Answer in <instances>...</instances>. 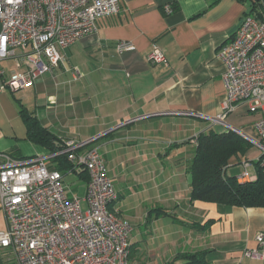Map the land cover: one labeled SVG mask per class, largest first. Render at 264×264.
<instances>
[{"label": "crops", "instance_id": "0c3cea01", "mask_svg": "<svg viewBox=\"0 0 264 264\" xmlns=\"http://www.w3.org/2000/svg\"><path fill=\"white\" fill-rule=\"evenodd\" d=\"M247 12L239 0H121L118 15L98 20L96 33L63 50L64 64L53 74L0 95V155L18 161L51 155L28 139L25 109L66 146L92 142L80 153L96 148L102 154L115 208L133 228L132 263L169 264L181 254L205 252L210 264H264L244 257L258 248L264 207L191 199L190 166L201 135L229 126L255 136L257 116L246 105L225 125L215 121L226 97L218 52ZM121 41L135 49L119 54ZM153 45L164 52V63L149 62ZM259 157L254 146L231 160L227 175L239 177L249 162V175L256 176ZM63 175L70 195H86L87 181ZM7 228L0 200V232ZM0 264H18L12 249L0 248Z\"/></svg>", "mask_w": 264, "mask_h": 264}, {"label": "built area", "instance_id": "2783aa9c", "mask_svg": "<svg viewBox=\"0 0 264 264\" xmlns=\"http://www.w3.org/2000/svg\"><path fill=\"white\" fill-rule=\"evenodd\" d=\"M121 0H0V95L33 87L64 64L63 50L97 32L100 19L120 12ZM171 14V6H165ZM260 13V15H259ZM245 15L236 35L222 46L224 65V124L240 105L257 116L255 136L228 127L259 149L264 174V10ZM132 42L116 45L119 54L133 51ZM152 64L165 62L153 45ZM3 65V66H2ZM79 76L80 73L76 72ZM225 125V124H224ZM92 142L68 144L69 161L88 172L86 195L69 198L64 175L46 163L56 155L18 161L0 155L1 208L8 228L0 232V248L12 249L18 264H134L130 260L131 224L115 208L118 197L106 162L96 148L80 153ZM249 162L243 163L241 183L256 181ZM258 248L244 257L264 261V231Z\"/></svg>", "mask_w": 264, "mask_h": 264}, {"label": "trees", "instance_id": "16d2710c", "mask_svg": "<svg viewBox=\"0 0 264 264\" xmlns=\"http://www.w3.org/2000/svg\"><path fill=\"white\" fill-rule=\"evenodd\" d=\"M239 1L247 5L246 15L264 10V0ZM21 115L27 126L28 139L48 149L51 155H56L52 159L56 164L55 170L62 174L74 172L88 182V172L72 164L69 161V155L64 153L67 146L45 129L39 120L27 110L23 109ZM253 147L244 137L231 130L201 135L190 166L192 201L245 209L263 208L264 174L258 170L259 177L256 181L241 183L237 176H230L226 173L232 159L245 156ZM254 165L259 168L258 162ZM169 264L210 263L207 261L205 252H197L181 254Z\"/></svg>", "mask_w": 264, "mask_h": 264}, {"label": "rangeland", "instance_id": "374dc122", "mask_svg": "<svg viewBox=\"0 0 264 264\" xmlns=\"http://www.w3.org/2000/svg\"><path fill=\"white\" fill-rule=\"evenodd\" d=\"M46 163L47 164H53V160L52 159H47L46 160ZM235 169V168H234ZM250 169H251V167H250ZM235 172L233 171V172H229V174H234ZM84 192H83V190H81V195L79 196V197H81V198H83L85 195L83 194ZM70 194V193H69ZM74 195V194H73ZM72 194L71 195H69V198L71 199L72 198V196H73Z\"/></svg>", "mask_w": 264, "mask_h": 264}]
</instances>
